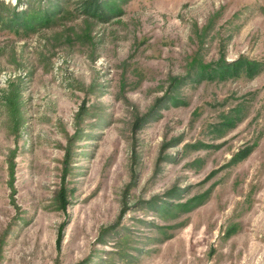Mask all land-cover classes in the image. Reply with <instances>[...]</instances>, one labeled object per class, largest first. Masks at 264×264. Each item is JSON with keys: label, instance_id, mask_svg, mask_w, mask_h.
Here are the masks:
<instances>
[{"label": "rangeland", "instance_id": "374dc122", "mask_svg": "<svg viewBox=\"0 0 264 264\" xmlns=\"http://www.w3.org/2000/svg\"><path fill=\"white\" fill-rule=\"evenodd\" d=\"M0 264H264V0H0Z\"/></svg>", "mask_w": 264, "mask_h": 264}]
</instances>
